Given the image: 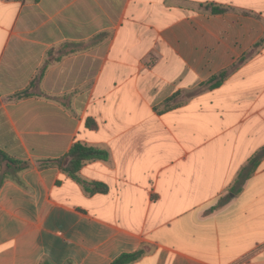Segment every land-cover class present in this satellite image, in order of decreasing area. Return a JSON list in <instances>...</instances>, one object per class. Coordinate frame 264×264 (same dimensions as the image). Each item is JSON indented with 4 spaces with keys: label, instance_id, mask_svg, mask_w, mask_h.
<instances>
[{
    "label": "crops",
    "instance_id": "1",
    "mask_svg": "<svg viewBox=\"0 0 264 264\" xmlns=\"http://www.w3.org/2000/svg\"><path fill=\"white\" fill-rule=\"evenodd\" d=\"M261 38L264 0H0V264H264Z\"/></svg>",
    "mask_w": 264,
    "mask_h": 264
},
{
    "label": "trees",
    "instance_id": "2",
    "mask_svg": "<svg viewBox=\"0 0 264 264\" xmlns=\"http://www.w3.org/2000/svg\"><path fill=\"white\" fill-rule=\"evenodd\" d=\"M228 8L220 7L216 5H212L211 11L212 13H223L226 12ZM264 42V38H261L258 42H256L255 46H259ZM245 57L240 60V62L244 61ZM237 64L232 66L230 69H226L219 74L213 75L207 82H205L202 86H206L210 89L218 87L222 82L229 76L230 72L235 70ZM46 67L42 68L39 75L36 79H34L27 89L17 93L16 96L25 98L30 96L29 90L31 88L37 87L38 84L42 81L45 75ZM180 93L174 94L171 99L177 98ZM173 105H169L172 107ZM110 158V152L106 149H102L99 147L91 146L81 141H77L73 144L71 149L67 154H65L62 158L57 159L58 165L66 172L69 176L82 183L86 190L90 192H105L107 187L106 185L98 182H88L80 178L79 172L81 168L88 162L93 160H108ZM264 158V146L260 148L250 159L248 165L245 167L243 172L240 174L242 181L246 180L249 175H251L261 160ZM0 162L6 163L8 167H13L16 169H24L28 166V163L24 160L16 159L10 156L3 149H0ZM63 163H66L64 165ZM144 254V250H138L136 252H128L123 253L114 259L111 264H131L132 262L139 259ZM45 264V263H44Z\"/></svg>",
    "mask_w": 264,
    "mask_h": 264
},
{
    "label": "rangeland",
    "instance_id": "3",
    "mask_svg": "<svg viewBox=\"0 0 264 264\" xmlns=\"http://www.w3.org/2000/svg\"><path fill=\"white\" fill-rule=\"evenodd\" d=\"M187 96H190V94H189V95H187ZM177 98H178V97H177ZM174 99H175V98H174ZM175 100H176V99H175ZM175 100H174V101H175Z\"/></svg>",
    "mask_w": 264,
    "mask_h": 264
}]
</instances>
